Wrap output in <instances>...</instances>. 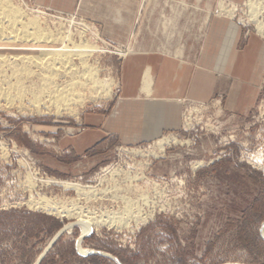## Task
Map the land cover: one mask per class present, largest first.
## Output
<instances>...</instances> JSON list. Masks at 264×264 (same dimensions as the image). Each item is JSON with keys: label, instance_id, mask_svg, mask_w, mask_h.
<instances>
[{"label": "rangeland", "instance_id": "obj_1", "mask_svg": "<svg viewBox=\"0 0 264 264\" xmlns=\"http://www.w3.org/2000/svg\"><path fill=\"white\" fill-rule=\"evenodd\" d=\"M10 1L51 33L69 34L98 78L114 83L108 94L85 92L73 109L78 119L43 106L36 111L31 95L11 105L0 96V264H264V69L246 113L227 111L221 96L184 99L180 129L158 141L125 146L107 137L79 150L75 139L97 130L86 121L106 115L117 99L130 45L77 11L41 4L47 0ZM255 3L262 29L249 17L248 0L232 3L230 20L244 37L264 40V0ZM63 182L85 187L88 196ZM123 197L137 203L127 211L134 214L81 239L77 213L111 218L124 211ZM46 200L54 213L42 208ZM80 239L79 250L96 254H79Z\"/></svg>", "mask_w": 264, "mask_h": 264}, {"label": "crops", "instance_id": "obj_2", "mask_svg": "<svg viewBox=\"0 0 264 264\" xmlns=\"http://www.w3.org/2000/svg\"><path fill=\"white\" fill-rule=\"evenodd\" d=\"M213 1L41 2L58 11H77L131 48L119 67L117 99L106 115L86 121L97 130L75 139L76 149L107 137L125 146L158 141L180 129L184 99L209 103L221 96L227 111L252 108L264 69V40L256 34L244 37L237 23L214 13Z\"/></svg>", "mask_w": 264, "mask_h": 264}, {"label": "bare ground", "instance_id": "obj_3", "mask_svg": "<svg viewBox=\"0 0 264 264\" xmlns=\"http://www.w3.org/2000/svg\"><path fill=\"white\" fill-rule=\"evenodd\" d=\"M248 6L249 17L254 21V24L256 23L259 30L262 29L263 25L257 20L256 14L259 6L255 0H248ZM224 7L222 0L219 8L223 13L218 16L230 19L232 13L225 11ZM232 7L236 8L234 4ZM71 41L69 34H53L43 28L37 19L28 18L24 11L12 4L10 0H0V96L4 98L6 104L20 102L26 95H31L30 102L36 111L40 110L39 106H43L57 114L68 113L78 119L73 109L82 105L85 100L83 97L85 92L91 95L101 92L108 94L107 89L111 85L113 86L114 81L108 77V79L100 80L96 68L87 64L84 53L78 50ZM66 43H71L73 49H68ZM74 57L78 61L77 67L73 63ZM58 79H64L65 82L59 85L60 80L57 82ZM28 82L29 86L26 85ZM162 144L163 142H158L157 146L161 147ZM62 185L82 192L83 196H88V192L84 190L85 187L82 189L78 184L63 182ZM114 185L116 186V184ZM116 189L115 191H117ZM123 199L125 202L124 211L119 215L113 213L111 218L94 219L90 218L88 214L78 212L77 214H80L76 224L80 226L81 238L88 235L85 233H90L93 227L99 224L121 223L119 217L132 216L134 213L127 211L137 203L133 205L131 200L126 197ZM48 203L50 204V202ZM48 203L47 200L43 201L42 208L54 213L55 206L49 207ZM67 215H71V212ZM73 226L74 224H70L63 230H70ZM80 242L81 239L77 243L78 252L81 254L89 252L82 247L79 250Z\"/></svg>", "mask_w": 264, "mask_h": 264}, {"label": "built area", "instance_id": "obj_4", "mask_svg": "<svg viewBox=\"0 0 264 264\" xmlns=\"http://www.w3.org/2000/svg\"><path fill=\"white\" fill-rule=\"evenodd\" d=\"M221 2H222V0H219L218 5H217V9H218L216 12L217 15H220V14L222 15V13H223L222 11H220V8H219V5ZM223 6H225L224 7L225 11L231 12L232 17H235V13L237 12V7L235 9H233L232 4H230L228 1H225V0H223ZM230 17H231V15H230Z\"/></svg>", "mask_w": 264, "mask_h": 264}, {"label": "water", "instance_id": "obj_5", "mask_svg": "<svg viewBox=\"0 0 264 264\" xmlns=\"http://www.w3.org/2000/svg\"><path fill=\"white\" fill-rule=\"evenodd\" d=\"M60 234H61V232L58 233V235L56 236V238H57ZM82 238H83V237H82ZM82 238H81V239H82ZM79 254H80V253H79ZM95 254H96V253H94L93 251H89V252L87 253V255H95ZM115 261H116V260H115ZM37 264H38V263H37ZM116 264H119V262L116 261Z\"/></svg>", "mask_w": 264, "mask_h": 264}]
</instances>
